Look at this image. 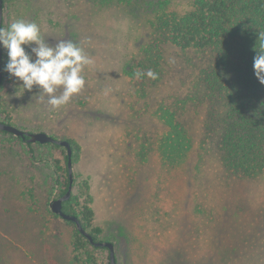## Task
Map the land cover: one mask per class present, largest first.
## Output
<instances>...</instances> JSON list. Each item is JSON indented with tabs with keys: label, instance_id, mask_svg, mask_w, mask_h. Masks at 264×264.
Here are the masks:
<instances>
[{
	"label": "rangeland",
	"instance_id": "obj_1",
	"mask_svg": "<svg viewBox=\"0 0 264 264\" xmlns=\"http://www.w3.org/2000/svg\"><path fill=\"white\" fill-rule=\"evenodd\" d=\"M157 2L140 0L132 13L91 0H14L4 12L7 26L20 17L35 21L45 40L82 44L94 64L85 69L83 90L59 109L41 102L35 86L16 89L5 72L0 115L6 110L21 130L81 146L73 174L91 179L95 224L119 264H264V176L231 180L216 158L202 161L201 114L193 112L186 116L193 150L172 165L157 150L165 129L154 107L187 94L194 74L188 57L168 49L172 69L149 101L136 96L124 72L149 37ZM170 2L190 9L189 0ZM206 55L189 54L197 63ZM65 153L0 133V264H73V229L53 217L43 229L38 220L58 197L56 162L65 165ZM33 187L40 211L21 195Z\"/></svg>",
	"mask_w": 264,
	"mask_h": 264
},
{
	"label": "trees",
	"instance_id": "obj_2",
	"mask_svg": "<svg viewBox=\"0 0 264 264\" xmlns=\"http://www.w3.org/2000/svg\"><path fill=\"white\" fill-rule=\"evenodd\" d=\"M91 1L101 5L114 4L134 11L140 0ZM189 1L190 9L182 12L171 9L170 0H159L156 3L149 37L130 54L124 72L136 96L149 101L153 93L164 84L172 69L168 49L176 48L179 51L177 54L186 55L194 70L191 88L184 97L177 96L171 102H160L153 110L165 129L157 148L162 159L171 165L180 163L193 150L194 137L186 118L188 113L193 112L201 114V160L216 158L227 179L258 180L264 176V85L259 83L254 74L253 62L256 47L264 42L261 36L264 34V0ZM13 2L3 0L4 12ZM9 15L11 17V13ZM2 27H7L5 16ZM190 52L208 56L198 57L197 63L189 56ZM6 54L4 50V78L0 90L6 81ZM2 106L0 96V108ZM2 115L5 117L0 115V122L13 125L10 113L5 110ZM0 133L9 135L7 132ZM17 139L29 147L33 145L21 137ZM62 140L71 144L73 165H76L81 159V146L73 139ZM47 145L62 149L63 153L67 152L62 146ZM56 169L58 177L54 187L59 189L58 199L66 195L70 188L68 154L65 155V165L57 161ZM21 195L40 211L42 199L34 187L22 191ZM30 209L31 213H36ZM63 212L76 216L96 242H109L101 239L104 230L95 224L94 197L88 176L74 173L72 194L63 203ZM45 215L44 218H40L43 215H37L43 229H47L51 217L73 229L70 241L73 264H111L109 249L93 246L78 231L75 223L63 220L48 207ZM116 261L119 264L117 258Z\"/></svg>",
	"mask_w": 264,
	"mask_h": 264
},
{
	"label": "clouds",
	"instance_id": "obj_3",
	"mask_svg": "<svg viewBox=\"0 0 264 264\" xmlns=\"http://www.w3.org/2000/svg\"><path fill=\"white\" fill-rule=\"evenodd\" d=\"M0 47L7 53L4 71L14 80L16 89L31 92L35 86L40 101L46 100L52 109L67 105L83 90L85 69L94 64L82 44L64 39L52 44L35 21L24 19L0 27ZM253 69L264 85V42L256 47Z\"/></svg>",
	"mask_w": 264,
	"mask_h": 264
},
{
	"label": "water",
	"instance_id": "obj_4",
	"mask_svg": "<svg viewBox=\"0 0 264 264\" xmlns=\"http://www.w3.org/2000/svg\"><path fill=\"white\" fill-rule=\"evenodd\" d=\"M4 17V10H3V0H0V27H2ZM3 53L4 49L0 47V86L2 85L3 81V74H2V61H3ZM0 131L7 132L12 134L16 137H21L23 140L29 144H56L59 146L64 147L67 150L68 154V168H69V176H70V188L66 195L61 198L54 200L50 206L51 211L59 215L63 220L70 221L76 224L78 231L87 238V240L95 247H104L108 248L110 251V262L111 264H117L116 261V254H115V246L111 242H96L93 236L82 226L80 220L73 215H69L63 212V203L68 201L71 197L72 190H73V183H74V174H73V148L71 144L67 140H60L56 139L45 132L39 133H30L24 130H21L13 125L5 124L0 122Z\"/></svg>",
	"mask_w": 264,
	"mask_h": 264
}]
</instances>
